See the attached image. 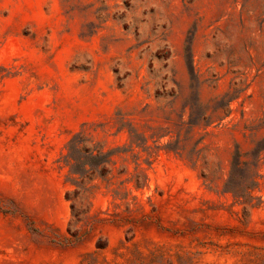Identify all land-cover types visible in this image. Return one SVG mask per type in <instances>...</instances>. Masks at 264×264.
Masks as SVG:
<instances>
[{
	"label": "rangeland",
	"instance_id": "1",
	"mask_svg": "<svg viewBox=\"0 0 264 264\" xmlns=\"http://www.w3.org/2000/svg\"><path fill=\"white\" fill-rule=\"evenodd\" d=\"M0 264H264V0H0Z\"/></svg>",
	"mask_w": 264,
	"mask_h": 264
},
{
	"label": "trees",
	"instance_id": "2",
	"mask_svg": "<svg viewBox=\"0 0 264 264\" xmlns=\"http://www.w3.org/2000/svg\"><path fill=\"white\" fill-rule=\"evenodd\" d=\"M233 169H237V168H236V165H234Z\"/></svg>",
	"mask_w": 264,
	"mask_h": 264
}]
</instances>
